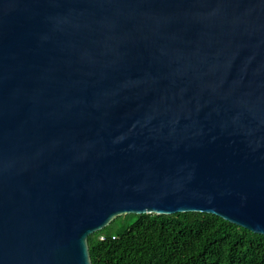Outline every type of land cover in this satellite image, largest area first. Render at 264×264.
Returning a JSON list of instances; mask_svg holds the SVG:
<instances>
[{
    "label": "water",
    "instance_id": "obj_1",
    "mask_svg": "<svg viewBox=\"0 0 264 264\" xmlns=\"http://www.w3.org/2000/svg\"><path fill=\"white\" fill-rule=\"evenodd\" d=\"M187 211L264 235V0H0V264Z\"/></svg>",
    "mask_w": 264,
    "mask_h": 264
},
{
    "label": "trees",
    "instance_id": "obj_2",
    "mask_svg": "<svg viewBox=\"0 0 264 264\" xmlns=\"http://www.w3.org/2000/svg\"><path fill=\"white\" fill-rule=\"evenodd\" d=\"M91 264H264V235L208 212L125 214L88 238Z\"/></svg>",
    "mask_w": 264,
    "mask_h": 264
}]
</instances>
